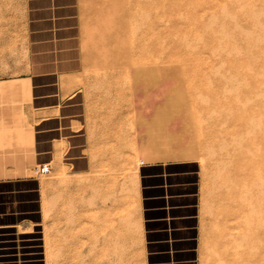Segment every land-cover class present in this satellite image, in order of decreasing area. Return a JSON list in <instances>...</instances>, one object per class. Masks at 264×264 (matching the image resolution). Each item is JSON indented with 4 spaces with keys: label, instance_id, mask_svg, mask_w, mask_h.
<instances>
[{
    "label": "rangeland",
    "instance_id": "374dc122",
    "mask_svg": "<svg viewBox=\"0 0 264 264\" xmlns=\"http://www.w3.org/2000/svg\"><path fill=\"white\" fill-rule=\"evenodd\" d=\"M20 3L0 0L9 73ZM80 17L91 164L38 172L0 86V180L37 182L0 193L21 210L0 217V264H142L136 168L174 159L197 166V264H241L264 241V0H80Z\"/></svg>",
    "mask_w": 264,
    "mask_h": 264
},
{
    "label": "crops",
    "instance_id": "0c3cea01",
    "mask_svg": "<svg viewBox=\"0 0 264 264\" xmlns=\"http://www.w3.org/2000/svg\"><path fill=\"white\" fill-rule=\"evenodd\" d=\"M19 27L22 61L17 72L9 73V56L2 51H8L6 44L15 27L0 26V86L14 95L24 116L23 146L29 162L83 172L91 159L80 0H21ZM135 181L142 264H197L196 163L192 159L139 162ZM0 185L3 196L37 190L34 177L1 179ZM11 203L0 201L1 218H19L20 208L13 210Z\"/></svg>",
    "mask_w": 264,
    "mask_h": 264
},
{
    "label": "bare ground",
    "instance_id": "6f19581e",
    "mask_svg": "<svg viewBox=\"0 0 264 264\" xmlns=\"http://www.w3.org/2000/svg\"><path fill=\"white\" fill-rule=\"evenodd\" d=\"M149 5V4H148ZM142 24V23H141ZM136 26V25H135ZM131 66V65H130ZM263 207V206H262ZM230 237V236H229ZM242 240V239H241ZM253 240V239H252ZM233 242V241H232ZM236 242V241H235ZM238 242V241H237ZM236 244L234 243V246ZM238 245V244H237ZM240 245V244H239ZM237 247V246H236ZM224 248V247H223ZM238 248V247H237ZM249 249V250H248ZM247 250L249 253H246L243 258L240 255L238 257V261L241 264H263L264 263V241L256 238L252 242L251 245H249V248ZM232 251V250H231ZM245 251V250H244ZM222 261V260H218ZM218 263V262H217ZM222 263V262H221ZM220 263V264H221ZM224 264V263H223Z\"/></svg>",
    "mask_w": 264,
    "mask_h": 264
},
{
    "label": "built area",
    "instance_id": "2783aa9c",
    "mask_svg": "<svg viewBox=\"0 0 264 264\" xmlns=\"http://www.w3.org/2000/svg\"><path fill=\"white\" fill-rule=\"evenodd\" d=\"M37 171L40 172V173H44L48 170V166L46 163H42V164H39L37 167H36Z\"/></svg>",
    "mask_w": 264,
    "mask_h": 264
}]
</instances>
